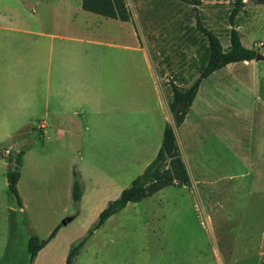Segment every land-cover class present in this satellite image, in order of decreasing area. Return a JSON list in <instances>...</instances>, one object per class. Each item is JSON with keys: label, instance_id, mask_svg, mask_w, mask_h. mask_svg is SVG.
I'll use <instances>...</instances> for the list:
<instances>
[{"label": "rangeland", "instance_id": "1", "mask_svg": "<svg viewBox=\"0 0 264 264\" xmlns=\"http://www.w3.org/2000/svg\"><path fill=\"white\" fill-rule=\"evenodd\" d=\"M257 1L245 0L236 28L244 46L264 56V4ZM54 2L60 0H0V13L32 16L31 9L41 4L44 23L52 15ZM82 2L64 0V12L71 16L70 8H78ZM234 2L114 1L148 51L155 83L141 53L103 52L94 76L97 94L105 95L101 96L100 109L126 105L131 111H117L114 121L92 131L99 136L97 153L113 144L128 143L130 138L137 143L144 138V156L146 152L151 156L162 119L157 112L154 117H146L145 111H151L156 100L158 106L160 96L166 125L176 132L190 185L170 186L129 204L89 238L74 264H264V61L234 63L206 79L182 127L176 126L170 109L172 84L189 87L209 58L208 41L197 20L228 50ZM42 22L38 29L45 26ZM48 134L49 139L32 141L35 145L31 149L54 153L57 162H40L29 168L28 161L32 177L29 181L27 173L20 187L27 214L13 212L9 206L18 211V202L9 190L5 194V208H0V213L5 212L0 264H29L31 234L44 240L64 220L77 214L72 197L60 194L52 181L64 175L67 166L65 152L54 148V132ZM71 153L75 155L76 151ZM10 154L3 151V157ZM103 164L110 165L108 160ZM72 169L80 173L75 164ZM103 202L102 196L91 193L81 214L64 226L58 239L40 255V264H65L71 247L98 220L97 210Z\"/></svg>", "mask_w": 264, "mask_h": 264}, {"label": "crops", "instance_id": "2", "mask_svg": "<svg viewBox=\"0 0 264 264\" xmlns=\"http://www.w3.org/2000/svg\"><path fill=\"white\" fill-rule=\"evenodd\" d=\"M50 9L53 10L52 15L44 23L40 14L41 4L31 9L32 16L24 13H0V208H5V194L10 191L3 151L8 150L16 155L22 153L18 188L24 208L19 206V210L15 211L12 205L9 207L13 212L27 214V204L22 198L20 187L21 182L26 180L27 173L29 181L32 177L28 169L40 162H57V156L52 155L54 153L31 149L35 145L31 142L36 139H49L48 133L53 131L56 142L54 148L65 152L63 158L67 166L64 175L52 180L58 185L56 189H59L60 194L72 197L74 164L80 168L84 182L80 213L64 220V227L81 214L82 206L91 193L99 194L104 199L97 210L100 215L110 201L118 199L125 188L131 186L130 182L132 184L156 157L167 121L155 85L159 105L157 106L156 100L151 111H145L146 117L150 114L156 115L157 112L162 119L160 131L154 135L152 155L148 156L149 152H146L144 156V143H141L144 138L138 141L140 143L130 138V142L110 145L109 149L98 154L96 147H99V136L92 131L97 127L100 130L101 126L114 121L112 117L117 115V111H131L126 105L125 108H110L108 111L105 107L100 109L103 103L101 96L105 95L97 94L94 76L97 75L96 66L103 58V52L123 50L141 53L152 71L155 83L152 61L128 21L86 11L81 5L70 8L73 10L70 16V13L64 12V0H60V3L54 2ZM40 22L45 26L41 25L38 29ZM252 62L255 63V60L245 63ZM131 127L128 126L130 129ZM90 135L91 141H88ZM148 147L151 149L150 144ZM74 150L75 155L71 153ZM107 160L109 167L103 164ZM51 189L49 183L50 198ZM4 213H0V246H4ZM66 221L67 224H63ZM62 228L39 252L34 264H40V255L58 239ZM2 254L3 251L0 255Z\"/></svg>", "mask_w": 264, "mask_h": 264}, {"label": "trees", "instance_id": "3", "mask_svg": "<svg viewBox=\"0 0 264 264\" xmlns=\"http://www.w3.org/2000/svg\"><path fill=\"white\" fill-rule=\"evenodd\" d=\"M114 1L115 0H83L82 7L86 11L108 18L128 21V17L125 13L119 14ZM257 3L264 4V0H259ZM244 5L245 0H235L234 7L229 16L232 29L230 31V47L228 50L224 48L220 38L214 32L204 27L200 19L197 20L198 28L208 41L209 58L207 64L201 70L199 77L189 87L183 88L177 84H172L170 109L174 114L177 127L182 126L185 122L200 87L206 79L231 64L256 60L259 52L244 46L241 34L236 28V19ZM21 157L22 153L18 155L10 154L4 158L8 164L7 180L9 189L15 196L20 208H24L18 188L21 176ZM189 185L190 177L177 144L176 132L170 124H167L164 130L161 147L154 160L146 167L144 172L133 181L132 185L122 192L118 199L108 203L107 207L100 213L98 220L89 229L87 235L71 247L66 264H74L79 252L84 248L89 238H91L96 231L101 229L112 216L123 211L130 203L140 202L170 186L182 187ZM83 194L84 182L80 173L74 170L72 200L77 209V214H79V207ZM62 227L63 225L60 224L51 235L44 240L31 234L29 239V264H34L39 252L50 243Z\"/></svg>", "mask_w": 264, "mask_h": 264}, {"label": "water", "instance_id": "4", "mask_svg": "<svg viewBox=\"0 0 264 264\" xmlns=\"http://www.w3.org/2000/svg\"><path fill=\"white\" fill-rule=\"evenodd\" d=\"M257 61H264V56L260 53H258L257 57H256ZM68 221L64 222L63 224H67Z\"/></svg>", "mask_w": 264, "mask_h": 264}]
</instances>
